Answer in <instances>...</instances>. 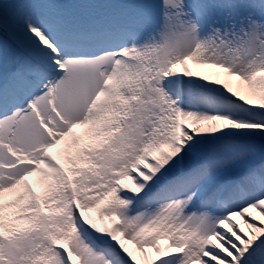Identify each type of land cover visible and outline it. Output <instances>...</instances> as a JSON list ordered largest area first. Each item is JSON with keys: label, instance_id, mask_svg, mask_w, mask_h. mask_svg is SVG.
I'll return each instance as SVG.
<instances>
[{"label": "snow or ice", "instance_id": "1", "mask_svg": "<svg viewBox=\"0 0 264 264\" xmlns=\"http://www.w3.org/2000/svg\"><path fill=\"white\" fill-rule=\"evenodd\" d=\"M0 264H264V0H0Z\"/></svg>", "mask_w": 264, "mask_h": 264}]
</instances>
